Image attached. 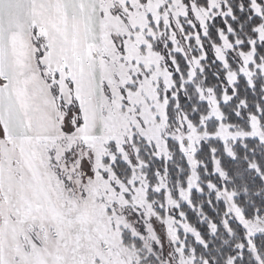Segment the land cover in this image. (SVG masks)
<instances>
[{
	"label": "snow or ice",
	"instance_id": "1",
	"mask_svg": "<svg viewBox=\"0 0 264 264\" xmlns=\"http://www.w3.org/2000/svg\"><path fill=\"white\" fill-rule=\"evenodd\" d=\"M0 264H264V0H0Z\"/></svg>",
	"mask_w": 264,
	"mask_h": 264
}]
</instances>
